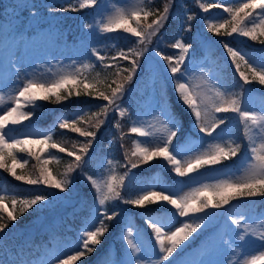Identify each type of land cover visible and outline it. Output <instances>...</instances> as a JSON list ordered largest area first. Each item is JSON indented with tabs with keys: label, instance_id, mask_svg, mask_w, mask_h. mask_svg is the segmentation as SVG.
Masks as SVG:
<instances>
[{
	"label": "snow or ice",
	"instance_id": "6c2138e0",
	"mask_svg": "<svg viewBox=\"0 0 264 264\" xmlns=\"http://www.w3.org/2000/svg\"><path fill=\"white\" fill-rule=\"evenodd\" d=\"M98 0H77L76 5H70L68 9L78 11L97 5ZM151 0H149V4ZM184 8L179 0H167L161 11L152 8L139 0V3L125 9L118 7L114 14L101 15L93 23H85V29L93 30L101 36L110 33L123 32L135 37L133 47L126 51L121 48L115 50L111 57L101 55L100 51L93 47L91 53L103 66L107 74L101 78V73L95 76L86 73V69H94L95 65L90 63H78L73 60L68 65H62L56 61V70L49 68L47 73H37L35 67L31 72L24 69L23 61L27 58L30 47L34 44L31 38H25L23 34L9 32L0 37V59L7 62L10 69L14 70L12 86L8 88L7 99L0 92V169L9 173L17 181L28 185H43L46 189L54 192H44L34 195L32 198H11L12 210L7 211L4 203L5 194H0V209L7 211V221L15 222L19 215H23L35 207L44 209L51 205L56 196L70 191L73 184V173L79 171L94 190V206L91 209L94 226L82 227L78 233L75 254L69 255L67 259H60L58 264H72L73 261L96 251V246L102 243V238L110 229V222L121 216L119 208L113 207L109 211V205L116 202L130 205L133 208L148 210L150 205H161L174 209L172 218L182 221L179 227L166 220L163 216H145L144 223L150 230L152 243L142 247L135 239L134 234L138 231L127 224L122 230V239L126 242L129 250L127 259L123 254L118 259H112L110 254L105 255L101 264H234L235 256L228 253L241 254V249L248 243L246 237H255L264 242V221L258 228L243 223L244 217L233 215L228 220L235 229L228 228L225 224L198 254L199 259L176 261V256L181 255L193 241L204 232L208 225L215 219L209 209H221L229 205L231 201L264 197V111H248L241 105V99L236 94L227 92L223 86L217 85L208 91L199 87L193 88L188 82V71L185 67L189 51L193 49L192 43H185L183 38L176 39L171 48L178 49L179 55H165L157 47L149 48L153 38L157 37L161 29L168 22L170 16L176 15L172 12L173 4ZM203 12L211 8L222 9L226 16H221L215 22L207 23V31L216 36L247 37L251 41H259L264 45V0H233L225 3L216 0L215 3H202L194 0ZM51 11V10H50ZM30 15L36 16L32 11ZM185 19H181L180 27L186 31H192L191 21L196 19L195 14L184 11ZM152 17L151 21L149 18ZM135 21V26L132 22ZM143 21V22H142ZM162 39V37L160 38ZM244 85L253 82L264 87V59L251 63L238 49L229 43L221 41ZM115 49V45H112ZM23 49V51H21ZM146 53H154L160 57L163 66V75L155 74L154 80L158 81L155 89V100L153 117L157 123L144 121L137 114L135 118L124 106V97L129 91V85L138 70L142 69L141 58ZM108 61V62H106ZM121 61H128L129 67H121ZM242 66L245 70H241ZM111 77V78H110ZM171 81L178 103L190 117V129L185 133L183 143H176L177 138L184 131L183 121L171 110L167 97L166 84ZM81 95L93 99L102 100L105 103L97 105L98 110L89 112L88 109H80L67 116L57 117L53 126L49 129L29 131L20 136L13 135L14 127L28 121L37 115V109L41 106L37 101H50L61 103L71 97ZM10 105V106H8ZM27 109V110H25ZM116 113L120 118L127 117L131 121L128 132L144 139L133 140L131 150L125 149L124 158L128 168L123 175L116 171V164L108 160L109 172L106 177L96 179L83 172L85 165L84 157L88 155L93 141L97 136V130L103 125L110 114ZM219 113H236L243 125L244 138L247 145V166L243 175L236 176L230 170L220 171L219 176L208 177L199 170L205 167L212 168L225 160H230L241 152V144L235 140L224 141L225 130L217 129L225 125L227 117H220ZM87 117V119H86ZM81 125H86L82 127ZM56 127L77 133L84 137L83 142H74L71 149L61 146L53 140ZM119 131L122 127L119 120L115 122ZM95 129V130H93ZM215 133V135H213ZM127 134L120 131L119 139L123 141ZM195 137V138H193ZM33 145H41L40 153L48 149H57L59 153H66L73 157L60 176L53 174L49 164L59 161V157L48 152L46 158L37 155L33 151ZM121 147H124L121 143ZM27 153L29 157L35 158L37 164L34 168L37 175L17 174L16 167L23 168L28 163L27 159L17 158L16 153ZM159 159L164 162L165 168L173 175V185L168 186L159 182H145V186L134 196H125V177L132 169ZM9 160L11 164H9ZM130 166V167H129ZM197 173V176H192ZM187 177L188 180L182 178ZM224 177V178H221ZM180 178V179H177ZM211 180L212 182H207ZM189 184L196 186L188 187ZM185 187L188 190L185 191ZM19 205V208L17 206ZM18 213V214H17ZM0 216V240L6 239L4 235L9 228V223ZM87 224V221L85 222ZM193 234H196L195 236ZM191 238V239H190ZM0 264H33L25 258L24 248L11 250L0 248ZM175 254V255H174ZM11 255V258H10ZM219 257L213 259L212 257ZM264 261V251L259 255H252L250 260L243 264H257ZM37 264L42 262L37 261Z\"/></svg>",
	"mask_w": 264,
	"mask_h": 264
},
{
	"label": "rangeland",
	"instance_id": "374dc122",
	"mask_svg": "<svg viewBox=\"0 0 264 264\" xmlns=\"http://www.w3.org/2000/svg\"><path fill=\"white\" fill-rule=\"evenodd\" d=\"M3 1H5L6 4L4 10H0V37L6 36L9 32H14L16 34H23L26 39L31 38L34 41V44L28 51L27 58L22 62L24 69L28 72H31L33 67H35L37 73H47L49 68L56 70V61H60L62 65H68L73 60H76L78 63L94 64L95 68L86 69V73L90 76H95L96 72H100L101 78H103L107 72L103 69V66L99 61L96 60V57L92 55L91 49L95 47L100 51L101 55L111 57L115 54V50L123 48L126 51L128 48L133 47L136 39L122 31L101 36L94 30L89 32V30L85 29L84 25L85 23H93L96 19H99L101 15L107 16L114 14L118 7H124L126 10L130 9L131 7L136 6L139 3V0H98L97 5L78 11L62 10L68 9L70 5H76L78 7L77 0H11L10 4H7L8 0ZM166 2L167 0H151V3L149 4V0H144V3L152 8H154V3L156 8H158L160 5L164 6ZM200 2L215 3L216 0H200ZM223 2L227 4L233 2V0H223ZM179 3L183 4L185 7L180 8L178 4H173L172 12L176 13V15L170 16L169 21L161 29V33H164L165 37L163 40L157 38V42L153 41V43L149 45V48L157 47L159 50L163 51L165 55H179L178 49L170 47V45L174 43L171 38L173 35L172 33L175 32V29L178 27L179 29L176 39L182 37L185 43L193 44V49L189 51V58L186 59L185 65L182 66L187 69L188 82L193 88L199 87L204 91H208L214 86L220 85L223 86L227 92L239 96L241 99V105L245 110L264 111V87L256 82H253L251 85L243 84V81L240 80L238 73L235 71L234 65L231 63L230 58L227 57L226 50L223 48L221 41L227 42L230 46L241 51V53L245 55V58L251 63H256L257 61L264 59V45L256 48H247L249 47L248 44L253 42L247 37H240L236 34H234L233 37L216 36L213 33H209L207 31V23L215 22L218 17L227 15L226 13H223L222 9L211 8L208 12H203V10L194 3V0H179ZM185 9L188 14L196 15V19L190 22L192 24L191 32H186L180 27L181 19H185ZM32 11L36 12L37 15H30V12ZM76 18H78V27L81 30V34L78 33V36L74 41H67L66 36L69 22L71 20L74 21ZM170 21L171 25L169 24ZM132 24L135 26V21H133ZM73 29H76V27L74 26ZM118 39H122V43L119 41L117 43L115 41ZM232 41L236 44L232 43ZM112 45L116 46L115 49H113ZM199 48L205 51L206 55L195 60L194 50ZM21 51H23V49H21ZM123 62L124 61H121V63ZM141 64L142 69L137 71V74L134 76L136 81H132L131 84H133V82L135 83L132 87L131 84L129 85L130 87L127 85L129 91L126 92L123 103L124 106L129 108L133 118L139 114L144 121L157 123L153 117V108L154 100L156 98L155 89L158 87L159 82L155 81L154 77L157 72L163 75L162 62L160 57L156 56L154 53H146L145 57L141 58ZM241 70H245L243 66ZM13 72L14 70L10 69L7 62L0 59V92L5 94L6 99L8 88L12 86V81L14 80ZM166 91L169 103L172 102L177 104V96L174 93L171 81L167 82ZM37 103L39 104L40 101H37ZM103 103L105 102L97 100L93 104L94 107H91L90 113L97 111L98 109L95 110L94 108H97V105ZM178 104L181 106L180 103ZM40 109H42V111L48 110L47 108L40 107L37 109V115L32 119L24 121L20 125L10 126L14 127L13 135L20 136L22 133L29 131L46 130L34 124V121L42 115ZM0 114H2V111H0ZM217 115L220 117H227L225 125H221V127L217 129V132H220L221 129L225 130V135L223 137L224 141L232 139L241 144V152L237 155V158H239L237 161L239 162L235 167H233V164L226 166L225 164H221V166L215 165L212 168L205 167L200 169L199 172L208 177H215L220 175V172L216 170H220L221 172L230 170L234 179L236 176L243 175L246 169L248 141L244 138L243 125L239 120L238 114L219 113ZM68 118L71 119L72 115ZM115 119L116 121L119 119L122 127L126 129L125 133L127 135L125 137L129 142L130 150L133 140L144 139L128 132V129L131 127V121L127 117L120 118L116 113L110 114L109 118L103 125L108 128V123L112 121L114 128L112 127L108 136H102L104 131L107 132V128H103L93 141L88 155L84 157L85 165L83 172L96 179H102L107 176L109 172V165L107 164L108 160H112L117 165L116 171L119 175H123L128 171V168L122 166L126 164V161L121 158L123 156V147H121L123 141L121 142L119 139L120 132L115 127ZM213 135H215V133ZM178 139L175 141L176 143H179ZM40 147L42 146H32L33 151L36 152L37 155H40L42 159L46 158L50 151L47 150L45 153H40ZM52 154L55 155V153ZM16 155L17 158L21 160V163L23 162V159L29 160L27 153L17 152ZM66 159L69 158L67 157ZM73 159V157H70V160L60 164V166L55 169L56 171L51 169L53 174L59 177L60 174L65 171L67 164ZM150 163H158L161 166L164 165V162L159 159H155ZM219 166L222 168L215 169ZM164 169L170 173L167 168ZM134 170L135 169H132L129 175L125 177V196H134L145 186V182H147H143V178L135 173ZM1 174L2 173L0 172V179L2 176ZM72 175L73 184L70 191L66 194L61 193L56 196L53 203L46 206L44 209L35 207L23 215H19L21 223L16 222L15 228L11 229V232L14 233L15 236L9 240H0V248H7L11 254V250H19L22 246L21 240L26 239V241H28L27 239L35 234V231L47 230L45 228L49 227L48 231L53 232V237L44 244L39 252H32L31 254L33 255L28 257L24 252L25 258L31 260L33 264H37V261L42 262V264H58L60 259H67L69 255L75 254L80 229L85 226L89 228L94 226L91 214V209L94 206V190L79 171ZM197 175V173L192 174V176ZM182 179L186 181L188 180L187 177ZM151 181L153 183L159 182L168 186L173 185V179L167 180L161 169L154 173ZM207 182L212 181L209 180ZM193 186L196 185H188V187ZM188 187H185L184 190L187 191ZM22 190L23 191L19 192V194L15 193L16 195L14 196L17 199L32 198L36 194L55 191L52 189H46L40 185H36L32 188L23 187ZM3 193V189H0V194ZM12 197L13 196L9 197L10 204ZM259 199V196L248 199H237L235 201L233 200V203L226 205L224 208L209 209L208 211L214 215L215 219L212 220L208 225V228L197 238L199 246L186 249L178 262L181 259H199L198 254L206 246L209 239L221 230L225 224L228 225V228L233 229L234 231H241L234 228L231 221L228 220L229 215L238 218L243 216L245 218L243 223L249 224L253 228H258L259 224L264 221V209L255 213L252 211L250 205ZM4 203L7 205V202ZM80 207L87 208L89 211H84H87L89 214L87 217H84L80 225L73 230L72 226L67 223L65 216L73 208L79 209ZM113 207L119 208L121 216L116 220L121 221L123 224L120 227L119 236L115 237L118 238V243L116 245L111 244L110 246L112 259H118L121 254L127 259L129 250L127 249L126 242L122 239L121 235L122 230L127 224H131L134 229L138 230L134 234V237L142 247H147L152 243L150 230L145 223L140 224L135 218L136 216L142 218L148 215L163 216L173 224L172 230H174L175 227H179L181 222L187 219L184 217H181L178 220L173 219L172 213H174V209H169L161 205H156L154 208L156 211L155 214L151 212L147 213L144 209H139V211L130 205L121 204L119 202H116L115 205H109V211H112ZM8 208L10 211L12 210L10 205ZM17 208H19V205ZM137 212L139 213L138 215ZM28 215L29 218L25 220ZM86 221L87 224H85ZM193 235L195 236L196 234ZM246 240H248V243L241 249L240 255L228 253V255L235 256L234 264H243L245 260H250L252 255H259L260 252L264 251V242L251 236L246 237ZM0 255H3L2 251H0ZM212 258L218 259L219 257L214 256ZM74 262L76 261H73L72 263ZM257 264H264V261H258Z\"/></svg>",
	"mask_w": 264,
	"mask_h": 264
},
{
	"label": "trees",
	"instance_id": "16d2710c",
	"mask_svg": "<svg viewBox=\"0 0 264 264\" xmlns=\"http://www.w3.org/2000/svg\"><path fill=\"white\" fill-rule=\"evenodd\" d=\"M10 2H11V0H8L7 4L8 3L10 4ZM5 4H6L5 1L0 0V10L1 11L4 10ZM153 5H154V9H155L156 8L155 3ZM158 9L162 10L163 9V5H160L158 7ZM151 19H152V17L149 18L148 22H150ZM70 24H71V32L68 34V38L69 39H74V37L76 35L75 34V29L72 28V27H74V24L73 23H70ZM169 24L171 25V21L169 22ZM177 31H178V27H177V29H175V32L172 33L173 35H172L171 38L173 39V41H175L174 39H175V37L177 35L176 34ZM161 37H162L161 40H163L165 35H164V33H161V31H160L158 36L153 38V41L157 42V38L160 39ZM184 39H186V38H184ZM115 41L117 43H118V41L120 43H122V39L121 40L118 39V40H115ZM253 43L257 44V43H259V41H253L250 44H253ZM121 67H129V62L128 61H124L123 63H121ZM134 80H135V78H133L132 81H134ZM134 83L135 82H133V84ZM133 84H131V87L133 86ZM96 101H97V99H93L91 97L84 96V95H81L79 97L73 96L69 100L61 102L59 104L52 103L50 101H40V103H39V104H41L40 106L43 107V108H47L48 111L44 112V114L42 115V117H41L42 121L36 122V124H38L40 126H43V127H52L53 126V122L56 120V118L58 116H60V115H62V116L63 115H70V114H72V113H74V112H76V111H78L80 109H88L89 112H90L91 107L93 106V104ZM170 103H171L172 111L175 112L177 114V116H179L181 118V120L183 121V124H187L188 123V119L190 117L185 112V110L178 103L177 104L176 103L174 104L172 102H170ZM94 109L97 110L98 108H94ZM43 119H45V120H43ZM86 119H87V117H86ZM114 121H116V119ZM81 126L82 127H86V125H81ZM108 126L109 127L107 128V126L104 127V125H101L99 130H97V134H99L100 131L103 128H107L106 129L107 132L104 131L102 133V136H104V135L108 136L109 132L112 129V127L114 128V126L112 125V121H110L108 123ZM93 130H95V129H93ZM125 130L126 129L121 127L119 132L123 131L125 133ZM53 140L55 142L61 144V146H64L66 148L71 149V146H72V144L74 142H77V141L83 142L85 140V138L84 137H80L77 133H72V132H70L68 130H63V129H59L58 127H56L55 132L53 134ZM123 143H124L123 144L124 147H123V151H122L123 152V154H122L123 156L122 157L120 156V157L125 161V158H124L125 149H128L130 151L129 142L126 140V137L123 139ZM48 150L50 152H52V153H55V155L57 157H59V161L58 162L57 161H53V162H51L48 165L50 169H54L55 170L57 167L60 166V164L64 163L65 161L70 160V157H68L66 153H59V151L57 149H48ZM119 155H120V153H119ZM67 157L69 159H66ZM228 161L229 160H225L221 164L222 165L228 164L229 163ZM9 164H11L10 160H9ZM36 164H37V161L35 160V158L29 157L28 163L25 164L23 166V168H21L19 166L16 167L17 174L32 175L33 178H35L36 174H38L36 169L34 168V165H36ZM221 164H219V165H221ZM160 168H162V167L158 163H154V164L153 163H149V164H146V165H142L141 167L135 169L134 171H135V173L140 175L145 180V179H151L152 175L157 170H159ZM0 172L2 173L0 181H2L1 183L3 184V187H4L5 191L10 192L11 194H13V193L19 194V192L23 191L22 190L23 187L24 188H32V187L36 186V185H28V184H26L24 182L15 180L14 177H12L9 173L5 172L3 169H0ZM40 186L44 187L43 185H40ZM261 198L262 197H260L259 200H256V201H260V202H258L259 204H256V207L264 206V201L263 202L261 201V200H264V197L262 199ZM242 199H245V198H242ZM246 199H248V198H246ZM9 200H10L9 197L5 195V201L4 202H7V205H6L7 211H10L9 208H8L9 205H10V208H12V205L10 204ZM234 201H232L230 203H233ZM155 207H156V205H150L149 209L147 211L146 210H144V211H146L147 213H149V212L155 213L156 212L154 210ZM84 210L88 211L87 208H83V207H80L79 209L73 208L65 216L67 223L74 225V227H77L78 224L80 223V222H77V220L82 218L84 215H87V213H88L87 211H84ZM136 210H139V208H136ZM7 211H5L4 209H0V216L4 217L5 222H8L7 221ZM138 212H137V215L139 214ZM28 218H29V215L26 216L25 220H27ZM60 218H61V216H60ZM135 218L137 219L138 222L144 223V218H142L140 216H136ZM16 222H18V223L20 222L21 223V218L19 216H18L17 221H15L14 223L13 222H8L9 223V228L6 230V233L4 234L6 236V239H9V238L15 236V234L11 232L12 231L11 229L15 228ZM23 222H25V221H23ZM122 224L123 223H121V221H119V220H114V221L110 222V229L104 235V237L102 238V243L100 245L96 246V251H94L93 253H91L89 255H86L85 257H82L80 260H77L76 262H74L72 264H101L102 260L105 258L106 253L110 254L109 251H110L111 244L112 243H118L117 242L118 238H115V237L119 236L120 227H121ZM34 233L35 234H33L29 238V241L30 240L31 241L26 247V248H28L30 250L32 249L33 243L34 244H38L39 242L42 243L40 241L41 240L40 237L41 238L46 237L45 235L47 234V231L43 232L41 230H37Z\"/></svg>",
	"mask_w": 264,
	"mask_h": 264
}]
</instances>
